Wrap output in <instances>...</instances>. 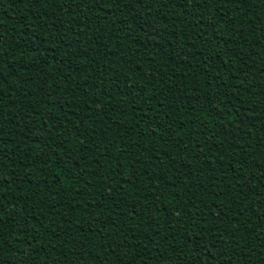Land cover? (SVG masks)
I'll use <instances>...</instances> for the list:
<instances>
[{
	"label": "trees",
	"instance_id": "16d2710c",
	"mask_svg": "<svg viewBox=\"0 0 264 264\" xmlns=\"http://www.w3.org/2000/svg\"><path fill=\"white\" fill-rule=\"evenodd\" d=\"M0 264H264V0H0Z\"/></svg>",
	"mask_w": 264,
	"mask_h": 264
}]
</instances>
